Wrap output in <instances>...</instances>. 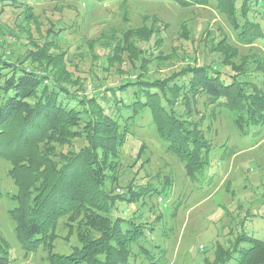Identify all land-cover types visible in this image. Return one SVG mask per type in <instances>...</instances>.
<instances>
[{"label":"trees","instance_id":"obj_1","mask_svg":"<svg viewBox=\"0 0 264 264\" xmlns=\"http://www.w3.org/2000/svg\"><path fill=\"white\" fill-rule=\"evenodd\" d=\"M173 1L183 7L210 3ZM19 3L0 0V5ZM216 7L227 17L239 42L252 44L264 38L260 25L244 18L245 0H216ZM24 20L40 28L32 13L21 20L23 30ZM161 30L153 21L117 36L104 33L102 40L101 36L88 40L91 51H96V44L102 45L103 67L121 64L126 55L137 74L99 88L93 81L92 92L80 93L81 85L74 87L81 76L65 70V50H50L53 38L38 46L39 37L34 34L22 56L14 53L3 58L0 53V163L8 164V174L17 186L14 192L0 189V200L7 194L15 202L9 212L22 247L27 251L42 247L50 264H130L137 254L134 245L138 254L151 258L147 254L151 249L143 242L145 228L152 229L149 221H138L125 209L118 212V202L130 205L146 196H167L171 185V180L121 183V149L135 129L143 126L140 120L146 113L166 150L184 162L191 177L206 172L214 148L204 128L210 105L229 110L242 135L250 134L252 127H264V93L251 79L253 72L264 68L259 53L244 54L238 62L236 48L220 40L214 48H221L222 67L187 63L164 77L149 76L153 59L142 43L157 39ZM27 32L31 33V27ZM42 62H50L49 67L37 66ZM118 187L123 190L117 191ZM62 220L68 234L76 232L79 241L69 252L56 249V238L69 239L57 232ZM237 233L227 246L217 245L210 264H264V236L247 230ZM163 249L148 264H160L166 257ZM11 263L0 230V264Z\"/></svg>","mask_w":264,"mask_h":264},{"label":"rangeland","instance_id":"obj_2","mask_svg":"<svg viewBox=\"0 0 264 264\" xmlns=\"http://www.w3.org/2000/svg\"><path fill=\"white\" fill-rule=\"evenodd\" d=\"M19 1L16 6L0 5L2 57L8 58L14 53L23 55L28 38L34 34L39 37L35 40L38 46H43L46 38H53L55 44L50 50H65V70L73 72V76H81L78 77L80 84L74 86L81 85L80 93L92 92L93 81L99 88L137 76L126 55L121 64L110 69L103 67V57H99L104 52L102 45L96 44V51H91L88 40L100 36L102 40L104 33H108L107 37L111 33L117 36L129 28L150 26L153 21L162 30L157 39L142 43L153 59L149 76L164 77L187 63H211L222 67L223 55L218 52L221 48H214L220 40V44L236 48L238 62L242 55L253 52L264 58V38L252 44L239 42L227 17L216 7V0H210L208 5L188 7L173 0ZM245 2L247 13L243 14L244 18L259 24L264 31V0ZM25 13L36 16L38 30L35 23L30 26L26 20L23 30L21 20L26 17ZM30 27L31 33L27 32ZM51 28L53 32L49 31ZM53 34L60 37H52ZM49 64L42 62L37 66L49 67ZM118 66L122 69H117ZM229 68L226 67L232 71ZM251 79L264 93V68L253 72ZM205 118L206 135L214 148L206 172L198 177L187 175L184 162L166 150L156 128L150 124L149 113L141 118L143 126L135 129L136 133L121 149L123 185L130 180L135 183L151 180L158 184L171 180L167 196H146L130 205L118 202V212L125 209L129 216L136 215L138 221L148 220V226L152 227L145 228L143 238L151 249L147 253L151 258L144 253L138 254V247L134 245L137 254L130 264H148L162 255L163 248L166 257L160 264H210L216 257L217 245L227 246L238 231L247 230L259 237L264 236V127H252L250 134L242 135L229 110L211 105ZM140 150L142 152L137 157ZM133 160V166H129ZM7 166L4 161L0 163V189L4 193L17 190ZM120 188L117 191L123 190ZM14 204L7 194L0 200V230L11 253V264H50L42 247L29 251L22 247L15 220L9 212ZM68 231L64 221H60L57 232L69 235V239L56 238L58 251L69 252L72 245L79 243L76 232L68 234Z\"/></svg>","mask_w":264,"mask_h":264}]
</instances>
